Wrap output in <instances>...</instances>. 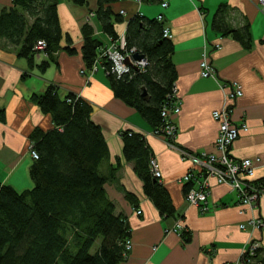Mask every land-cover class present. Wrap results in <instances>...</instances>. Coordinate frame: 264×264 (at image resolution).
<instances>
[{
    "label": "crops",
    "instance_id": "1",
    "mask_svg": "<svg viewBox=\"0 0 264 264\" xmlns=\"http://www.w3.org/2000/svg\"><path fill=\"white\" fill-rule=\"evenodd\" d=\"M162 1L119 0L111 7L122 14V22L115 23L118 34L125 33L137 13L152 19L163 15V23L170 27L172 61L178 74L175 85L182 100L173 142L157 135L136 108L115 96L105 71L82 73L87 71L82 57L84 24L91 22L103 43L110 40L93 15L98 0L85 5L58 0L63 37L54 59L38 53L32 64L19 54L20 47L0 39V185L9 183L19 190L32 185L31 134L37 128L53 127L51 115L35 97L52 85L61 96L74 93L92 106L91 120L101 127L109 149L100 170L109 174L117 167L105 190L132 227V249L121 264H258L256 256L249 258L256 249H262L260 257L264 255V226L252 222L264 221V193L253 206H244L231 185L211 179L203 210L187 200L185 186L192 183L194 187V183L184 178L192 168L185 153L216 152L219 122L213 112L230 108L233 122L250 127L232 145L233 156L261 159L254 181L264 190V4L257 0H167L168 6L163 7ZM221 4L239 13L233 20L235 27L249 24L251 48L214 29L212 22ZM11 6L12 0H0V13ZM67 46L75 54L68 53ZM204 52L217 70L216 78L200 75ZM234 82L242 85L243 95L230 99L228 85ZM126 131L141 134L160 164V181L170 192L174 215L160 213L145 193L135 164L125 159L122 133ZM127 193L137 196V206ZM138 208L142 215L136 213ZM183 231L191 235L189 241Z\"/></svg>",
    "mask_w": 264,
    "mask_h": 264
},
{
    "label": "trees",
    "instance_id": "2",
    "mask_svg": "<svg viewBox=\"0 0 264 264\" xmlns=\"http://www.w3.org/2000/svg\"><path fill=\"white\" fill-rule=\"evenodd\" d=\"M72 1L78 5L88 2ZM117 1L98 0L93 11L112 40L121 35L115 23L123 20L122 14L111 7ZM58 4V0H12V6L0 13V39L20 47L19 54L30 58L32 64L38 53L54 59L63 37ZM238 15L231 5L221 4L212 25L251 48L249 24L234 26ZM164 27L162 20L140 13L127 24V46L145 55V70L131 68L119 77L111 71L112 62L102 60L115 96L136 108L154 130L166 122L162 110L173 104L171 95L178 76L172 61L174 43L164 37ZM82 34V57L88 73L105 43L91 22L84 24ZM41 41L45 42L44 49H38ZM66 51L76 52L71 46ZM48 64L43 62L44 67ZM36 96L41 108L51 115L53 127L37 128L31 134L32 147L39 155L37 159L32 157L29 169L33 187L19 190L9 183L0 185V264H121L132 249V227L105 190L106 182L115 178L117 167L109 174L100 170L109 149L101 127L91 120L92 106L74 93L61 96L52 85ZM122 136L124 157L135 164L145 193L162 215H174L170 192L152 172V153L145 138L133 131ZM191 185L186 184L185 194ZM126 195L134 206L138 205L135 194ZM136 213L142 215V210L138 208ZM184 239L189 241L191 235L184 233ZM261 250L256 249L249 259L256 256L257 263L264 264Z\"/></svg>",
    "mask_w": 264,
    "mask_h": 264
},
{
    "label": "built area",
    "instance_id": "3",
    "mask_svg": "<svg viewBox=\"0 0 264 264\" xmlns=\"http://www.w3.org/2000/svg\"><path fill=\"white\" fill-rule=\"evenodd\" d=\"M139 3L143 0H136ZM264 4V0H257ZM162 6L167 7L168 1L163 0ZM123 12V11H122ZM160 21L163 20V15L157 17ZM164 37H173L170 27L165 26L163 30ZM45 42L38 43V49L45 48ZM140 53L136 47L131 49L127 46L125 34H121L118 39H110L106 43L96 58L93 68L89 74L95 73L98 70H103L106 73V66L102 60L107 58L112 62V73L121 77L123 74L130 72L131 68L137 67L140 71L145 70L148 65V60L144 57L141 60H136L134 55ZM142 54V53H141ZM145 56V55H144ZM130 61V64L127 61ZM82 73H86L82 70ZM200 75L202 77L217 76V70L210 61L207 52H204L200 61ZM229 91V98L236 99L243 95L242 85L239 83H231ZM173 104L165 106L162 110V117L166 119L160 129L154 130L157 135L163 136L165 139H175L177 135V125L175 118L179 115L182 108V100L177 93L176 85L174 87L173 95H171ZM169 105V104H168ZM230 108L223 110H215L213 117L219 122V132L215 142L216 152H201V153H185V157L191 161L192 168L186 174L184 181L191 182L193 185L186 194L187 200L194 204L202 206L206 209L208 204L209 189L211 187L210 180L215 179L219 184L227 183L231 185L233 190L238 194L241 205L253 206L258 198L262 195L263 189L258 187L254 179L256 177V169L260 164V158H243L237 159L233 156L232 145L239 138L241 133L248 132L249 124L235 123L230 117ZM32 157L37 159L39 157L37 151L31 147ZM152 172L156 177L161 176L160 164L156 158L151 159ZM197 185V186H196ZM141 211L139 210L138 213ZM257 226H264V221L252 222ZM242 227H245L244 225ZM131 248V242L128 244ZM254 254V253H252Z\"/></svg>",
    "mask_w": 264,
    "mask_h": 264
},
{
    "label": "water",
    "instance_id": "4",
    "mask_svg": "<svg viewBox=\"0 0 264 264\" xmlns=\"http://www.w3.org/2000/svg\"><path fill=\"white\" fill-rule=\"evenodd\" d=\"M144 57H145V56H144L143 54H141V53H136V54L134 55V58H135L136 60H141V59H143ZM127 63L130 64V61L128 60ZM135 69H138V68L135 67Z\"/></svg>",
    "mask_w": 264,
    "mask_h": 264
},
{
    "label": "rangeland",
    "instance_id": "5",
    "mask_svg": "<svg viewBox=\"0 0 264 264\" xmlns=\"http://www.w3.org/2000/svg\"><path fill=\"white\" fill-rule=\"evenodd\" d=\"M160 178H161V176H159ZM33 187V183H32V185L30 186V187H27V188H32Z\"/></svg>",
    "mask_w": 264,
    "mask_h": 264
}]
</instances>
